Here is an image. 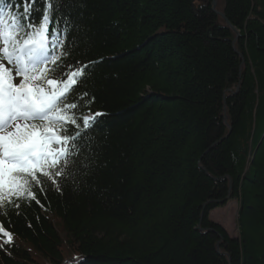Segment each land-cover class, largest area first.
Returning <instances> with one entry per match:
<instances>
[{
	"label": "trees",
	"instance_id": "obj_1",
	"mask_svg": "<svg viewBox=\"0 0 264 264\" xmlns=\"http://www.w3.org/2000/svg\"><path fill=\"white\" fill-rule=\"evenodd\" d=\"M72 3L50 75L88 65L67 102L102 123L59 190L4 205L0 264H264V0Z\"/></svg>",
	"mask_w": 264,
	"mask_h": 264
},
{
	"label": "snow or ice",
	"instance_id": "obj_2",
	"mask_svg": "<svg viewBox=\"0 0 264 264\" xmlns=\"http://www.w3.org/2000/svg\"><path fill=\"white\" fill-rule=\"evenodd\" d=\"M74 7L72 0H0V214L12 197L35 199L33 182L42 185L38 173L59 190V178L78 171L88 129L102 123L96 119L102 113L78 116L74 110L82 105L67 102L88 65L50 75L51 66L68 55ZM0 233L5 244L12 242L8 231Z\"/></svg>",
	"mask_w": 264,
	"mask_h": 264
},
{
	"label": "rangeland",
	"instance_id": "obj_3",
	"mask_svg": "<svg viewBox=\"0 0 264 264\" xmlns=\"http://www.w3.org/2000/svg\"><path fill=\"white\" fill-rule=\"evenodd\" d=\"M15 82V81H14ZM236 206L234 201H229L226 206L217 208L210 212V219L219 223L232 237L236 236L235 229Z\"/></svg>",
	"mask_w": 264,
	"mask_h": 264
},
{
	"label": "water",
	"instance_id": "obj_4",
	"mask_svg": "<svg viewBox=\"0 0 264 264\" xmlns=\"http://www.w3.org/2000/svg\"><path fill=\"white\" fill-rule=\"evenodd\" d=\"M215 6H216V3H215V0H212V6H211V11L212 12H214L215 13ZM218 16H220L223 20H224V22L228 25V27H230V25L227 23V21H226V19L224 18V16L222 15V14H220V13H216ZM232 29V31L236 34V38H235V40L238 38V33H237V31L236 30H234L233 28H231Z\"/></svg>",
	"mask_w": 264,
	"mask_h": 264
}]
</instances>
